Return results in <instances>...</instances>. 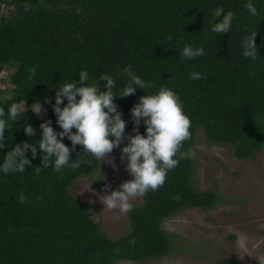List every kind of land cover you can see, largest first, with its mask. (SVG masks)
Returning a JSON list of instances; mask_svg holds the SVG:
<instances>
[{"label": "trees", "instance_id": "trees-1", "mask_svg": "<svg viewBox=\"0 0 264 264\" xmlns=\"http://www.w3.org/2000/svg\"><path fill=\"white\" fill-rule=\"evenodd\" d=\"M253 2L259 13L255 17L244 7L247 0H0L13 6L8 15L0 16V73L16 64L10 97L0 88V108L7 113L11 103L30 106L39 101L48 110L46 119L30 109L22 112L21 121L4 133L0 161L16 144L37 142L42 122L51 120L58 130L51 104L44 103L49 97L54 103L58 82L72 78L79 83V71L87 69L90 83L99 82L100 73L106 72L123 86L119 69L126 65L153 83L147 93L166 86L180 96L191 122L180 151L193 153L197 131L203 129L209 142L231 147L237 158H255L264 146V0ZM216 7L235 14L230 32L211 31ZM251 32H256V60L242 55L241 41ZM184 44L203 46L205 55L184 60ZM190 72L200 73V79H190ZM145 91L137 88L114 100L127 121L126 134H135L130 109ZM27 123L36 130L32 137L24 134ZM139 132L145 133L143 124ZM63 142L70 147L71 159H92L82 155L83 146L71 150L66 137ZM27 155L31 164L25 172L0 174V264L158 259L171 252L175 237L163 227L168 217L187 207L211 209L222 199L216 189L195 188L193 153L167 173L163 186L133 204L127 232L110 236L94 220L91 203L70 191L76 178L99 169L98 161L57 173L42 166L39 149L35 158ZM21 193L26 197L23 203ZM260 261L239 263L230 257L218 263Z\"/></svg>", "mask_w": 264, "mask_h": 264}, {"label": "clouds", "instance_id": "clouds-1", "mask_svg": "<svg viewBox=\"0 0 264 264\" xmlns=\"http://www.w3.org/2000/svg\"><path fill=\"white\" fill-rule=\"evenodd\" d=\"M244 7L252 17L259 14L253 0H247ZM212 16L213 33L220 35L231 31L235 17L232 11L224 12L221 7H216ZM255 36L256 32H251L241 41L242 55L247 59L258 58ZM180 55L184 60L191 61L205 55V49L203 46L184 44ZM119 72L125 78L123 86H118L117 79L106 72L100 73L99 82L90 83L87 69L79 71V83L72 78L62 84L58 82L54 103L50 97L44 103L51 104L56 124L61 130H55L51 120L42 122L37 142H21L7 151L0 161V174L25 172L31 164L27 153L30 152L35 158L38 149L42 166L51 167L57 173L65 167L75 169L81 164L91 165L93 160L99 162V168L101 161L115 167L110 154L119 147L120 160L126 161V170L132 179L122 182L118 189L110 192H107L110 185H106L107 194L100 197L104 206L127 213L133 208L132 198L142 197L150 190L155 191L163 186L167 173L178 165L179 160L193 156L191 150L180 151L182 143L190 136V119L184 113L180 96L171 88L160 86L154 92L147 93L145 89L155 87L151 81L142 79L127 65ZM189 78L198 80L200 73L190 72ZM137 88L144 90L146 95L140 96L130 109L132 132L135 134H126L127 121L122 118V112L114 100L134 94ZM26 107H30L37 116L43 111L39 101L30 106H26V102L23 105L18 101L11 103L7 106V113L0 108V148L5 147V131L14 122L21 121L19 117L22 112L25 113ZM141 124L145 126L144 134L139 132ZM23 131L28 137L36 133L28 123L23 125ZM65 137L71 142V150H75L77 145L83 146L82 155L92 159H71L70 147L63 142ZM39 171L40 168H37ZM19 199L23 203L26 197L21 193ZM260 264H264V260Z\"/></svg>", "mask_w": 264, "mask_h": 264}, {"label": "rangeland", "instance_id": "rangeland-1", "mask_svg": "<svg viewBox=\"0 0 264 264\" xmlns=\"http://www.w3.org/2000/svg\"><path fill=\"white\" fill-rule=\"evenodd\" d=\"M11 9L12 5L1 3L0 16L8 15ZM15 68L16 64L11 63L0 73V88L6 90V97L12 92L10 75ZM42 107L39 116L46 119L48 110ZM192 150L195 188L216 189L222 199L211 209L187 207L164 221L165 230L175 235L169 254L117 264H219L221 258L230 257L239 263L264 260V146L255 158L239 159L231 147L209 142L204 130L199 129ZM110 157L115 167L101 161L95 173L76 178L70 191L81 201L91 203L94 220L108 235L121 236L128 230L129 212L108 209L100 197L132 177L126 170V161L120 160L119 147ZM106 185H110L107 192ZM141 200L135 197L131 203L139 204Z\"/></svg>", "mask_w": 264, "mask_h": 264}]
</instances>
